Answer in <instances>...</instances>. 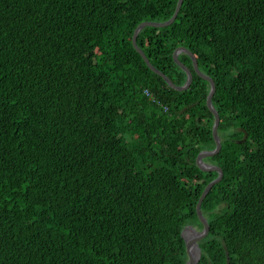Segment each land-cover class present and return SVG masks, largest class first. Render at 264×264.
<instances>
[{
  "label": "trees",
  "instance_id": "trees-1",
  "mask_svg": "<svg viewBox=\"0 0 264 264\" xmlns=\"http://www.w3.org/2000/svg\"><path fill=\"white\" fill-rule=\"evenodd\" d=\"M178 2L0 0V264H187L210 82L133 42ZM136 43L216 84L197 264H264V0H183Z\"/></svg>",
  "mask_w": 264,
  "mask_h": 264
},
{
  "label": "water",
  "instance_id": "water-1",
  "mask_svg": "<svg viewBox=\"0 0 264 264\" xmlns=\"http://www.w3.org/2000/svg\"><path fill=\"white\" fill-rule=\"evenodd\" d=\"M183 3V0H179L178 5L176 7V11L174 13V15L167 21L165 22H153V21H143L141 22L135 29L134 35H133V42L134 45L136 46V48L138 49V51L141 53V55L144 57V59L146 60L147 64L149 65V67L155 71L157 74L161 75L162 77H164V79L168 82V84L173 87L176 90H186L188 89L192 82H193V71L183 62L180 60L179 55L181 52H187L190 54V56L193 59V64H194V70L201 76L203 77L205 80L210 82V92L208 94L207 97V105L210 108V110L213 112V114L215 115V122H214V126H213V135L216 141V147L211 150V151H201L198 156H197V165L199 166V168L203 171L206 172H211V171H217L219 172L218 177H216L214 180H212L210 183H208V185L206 186L203 194L201 195L198 203H197V213L201 219V221L203 222L204 225V229L203 231L200 233V235H198L195 240L198 239H202L204 238L208 232H209V224L206 220V218L203 216L202 212H201V202L203 201V199L205 198L206 194L209 192V190L216 184L218 183L224 173L222 171V169L217 166V165H212V164H208L205 163L203 161V159L206 156H213L216 153H218L221 149V138L218 134V127H219V123H220V115L218 113V111L216 110V108L214 107L213 103H212V99L213 96L215 95L216 92V84L214 82V80L207 74H205L204 72H202L199 68V64H198V59L196 57V55L190 51L188 48L184 47V46H179L175 49L174 51V59L176 61V63H178L182 69L187 73V81L184 85H177L174 83V81L167 76L165 73H163L161 70H159L158 68H156L147 58V56L145 55V53L143 52V50L141 48L138 47L137 43H136V39H137V35L140 32L141 29H143L145 26H155V27H164L167 26L169 24H171L177 17V13L179 12V9L181 7ZM193 243V241L187 242V251H188V255H189V260H188V264H196V262L199 260L200 256H197L196 258L193 257V255L191 254L190 251V244ZM227 264H230L229 261V253L227 251Z\"/></svg>",
  "mask_w": 264,
  "mask_h": 264
},
{
  "label": "rangeland",
  "instance_id": "rangeland-1",
  "mask_svg": "<svg viewBox=\"0 0 264 264\" xmlns=\"http://www.w3.org/2000/svg\"><path fill=\"white\" fill-rule=\"evenodd\" d=\"M212 103H213V99H212ZM205 163L212 164L210 162H205ZM194 226H195L194 227L195 228V231L194 232H193V228L191 226L188 228L187 237L189 238L190 234L192 235V241H193V243H192L191 253H192L193 257L196 258L197 256H200L201 257V248H200L199 242L202 239L195 240V238L198 235H200V233L203 231L204 228L202 229L199 226H196V225H194ZM200 257H199V259H200ZM197 262H196V264H197Z\"/></svg>",
  "mask_w": 264,
  "mask_h": 264
},
{
  "label": "clouds",
  "instance_id": "clouds-1",
  "mask_svg": "<svg viewBox=\"0 0 264 264\" xmlns=\"http://www.w3.org/2000/svg\"><path fill=\"white\" fill-rule=\"evenodd\" d=\"M182 53V52H181ZM150 91V90H149ZM151 92V91H150ZM152 93V92H151ZM153 94V93H152ZM154 95V94H153ZM149 97V96H148ZM154 97H155V95H154ZM203 161H204V159H203ZM205 162V161H204ZM212 165H215V164H212ZM201 212H202V210H201ZM202 214H203V212H202ZM203 216L205 217V215L203 214ZM198 217H199V215H198ZM206 218V217H205ZM199 219H200V217H199ZM206 220H207V218H206ZM200 221H201V219H200ZM208 222V221H207ZM201 223H202V225H203V222L201 221ZM195 227L194 225H189L184 231H183V233H182V235L184 236V238L186 239V245H187V242H190V241H192V235L190 234V236H189V238L187 237V231H188V228L189 227ZM204 228V225H203V227H202V229ZM203 239V238H202ZM191 249H192V243L190 244V251H191ZM187 253H188V251H187ZM192 254V253H191ZM188 260H189V255H188ZM187 264H188V261H187Z\"/></svg>",
  "mask_w": 264,
  "mask_h": 264
},
{
  "label": "built area",
  "instance_id": "built-area-1",
  "mask_svg": "<svg viewBox=\"0 0 264 264\" xmlns=\"http://www.w3.org/2000/svg\"><path fill=\"white\" fill-rule=\"evenodd\" d=\"M145 93H146V95L149 96L151 99H155L154 95H153L148 89L145 90Z\"/></svg>",
  "mask_w": 264,
  "mask_h": 264
},
{
  "label": "flooded vegetation",
  "instance_id": "flooded-vegetation-1",
  "mask_svg": "<svg viewBox=\"0 0 264 264\" xmlns=\"http://www.w3.org/2000/svg\"><path fill=\"white\" fill-rule=\"evenodd\" d=\"M213 113V112H212ZM193 228V232L195 231V228L194 227H192ZM193 234V233H192Z\"/></svg>",
  "mask_w": 264,
  "mask_h": 264
}]
</instances>
